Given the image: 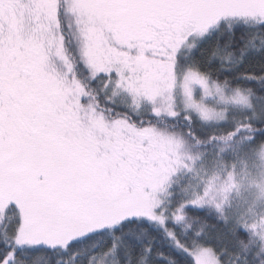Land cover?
I'll list each match as a JSON object with an SVG mask.
<instances>
[{
    "label": "snow or ice",
    "instance_id": "snow-or-ice-1",
    "mask_svg": "<svg viewBox=\"0 0 264 264\" xmlns=\"http://www.w3.org/2000/svg\"><path fill=\"white\" fill-rule=\"evenodd\" d=\"M0 264H264V0H0Z\"/></svg>",
    "mask_w": 264,
    "mask_h": 264
}]
</instances>
